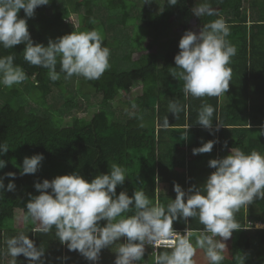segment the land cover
I'll use <instances>...</instances> for the list:
<instances>
[{"label":"trees","instance_id":"obj_1","mask_svg":"<svg viewBox=\"0 0 264 264\" xmlns=\"http://www.w3.org/2000/svg\"><path fill=\"white\" fill-rule=\"evenodd\" d=\"M205 2L216 14L195 16L193 9ZM73 13L78 15L75 28L66 21ZM17 15L25 18L23 9ZM218 18L226 21L230 29L226 39L237 49L228 65L232 70L229 88L225 95L186 97L184 82L172 76L173 71H180L174 68V56L181 36H170L169 31L176 23L183 28L194 23L201 30ZM26 20L33 42L45 46L49 39L54 41L72 31L99 30L102 46L110 50V67L97 80L76 75L65 79L60 73V79L53 82L48 69L24 60L23 44L12 49L0 47V56L14 55V63L28 77L11 88L0 85V143L9 147L0 155L6 162L0 169L5 185L0 190V264H10L12 259L6 239L21 232L36 247L44 248V264H93L61 244L54 226L43 233L36 223L25 220L29 194L39 195L36 182L73 172L90 182L108 173L115 163L126 169L117 195L125 191L132 196L142 187L153 203L167 205L175 199L174 184L185 192L203 185L215 170L208 166L210 159L223 158L232 148L264 155V0H178L176 5L167 0H50ZM56 70L60 71L59 63ZM54 90H58L59 100L51 103L48 98ZM129 91L135 92L132 98H123ZM80 98L86 100L85 105L78 103ZM28 101L40 108H27ZM170 102L183 106L178 116L169 112ZM204 104L215 109L211 130L197 123ZM70 107L82 113L89 109V115L68 114ZM164 117L167 127L163 126ZM187 125L190 127L185 130ZM208 140L217 141L212 151L193 155L192 149ZM34 154L44 157L40 167L34 174L21 175L24 157ZM8 172L16 173L12 191L6 188L12 180L5 175ZM17 215L22 218L20 227L15 223ZM234 215L241 229L234 230L226 243L222 264H238L240 255L244 264H264V198L241 207ZM187 220V225L180 219L174 221L173 229L183 234L186 227L196 233L204 227L196 217ZM99 223L103 226L105 221ZM255 223L262 227H254ZM117 242L124 243L125 238L107 249L113 251ZM148 248L145 246V256ZM102 250L96 264H114L116 254ZM158 251L170 252L171 248ZM150 256L148 264H154ZM193 259L195 264H210L202 249H197ZM16 260V264H29L22 254Z\"/></svg>","mask_w":264,"mask_h":264},{"label":"clouds","instance_id":"obj_2","mask_svg":"<svg viewBox=\"0 0 264 264\" xmlns=\"http://www.w3.org/2000/svg\"><path fill=\"white\" fill-rule=\"evenodd\" d=\"M178 0H167L176 5ZM50 0H0V47L12 49L24 45V60L32 66L48 69L51 81L72 76H83L97 80L110 67V50L103 47V36L99 30L71 32L49 39L47 46L34 43L27 28L26 18L34 10L48 5ZM151 3V0H143ZM23 9L25 18H18ZM197 17L215 15L206 2L193 9ZM229 26L223 18L205 24L197 33L185 31L178 43L179 52L174 56L175 67L172 76L184 82L183 92L187 97H213L225 95L232 78L228 66L237 49L226 37ZM14 55L0 56V85L11 88L21 84L28 77L23 68L14 63ZM59 63L60 71L57 72ZM169 112L175 116L183 111L176 102L169 103ZM214 107L202 105L197 123L205 129L213 126ZM169 124L167 117L163 126ZM190 125H187V130ZM264 134V133H261ZM187 133L185 131L184 138ZM216 140H208L200 147L193 148V155L209 153ZM9 150L0 143V155ZM44 159L42 154L24 157L21 175L34 174ZM6 162L0 159V169ZM208 166L215 169L202 186L191 187L185 192L174 184L175 199L167 205L153 203L141 187L132 196L125 191L118 195L116 188L123 185L126 169L113 163L108 173H102L90 182L76 172L44 179L34 183L39 195L32 196L26 203L25 220L38 223V231L49 233L55 228V235L69 251L79 252L88 261L96 262L101 250L125 238L116 251L114 264H142L145 246L171 248V251L153 252L154 264H195L193 257L197 249L204 250L210 264H222L225 259L226 243L234 230L241 229L235 220V213L255 200L264 198V155L253 150L245 153L232 148L230 154L219 159H210ZM12 178L6 188L12 191L16 173L5 174ZM4 178L0 177V190H4ZM51 191H48V190ZM132 213L131 215H126ZM196 217L204 227L198 233L185 229L183 234L173 229V222L180 219L187 225V218ZM105 221L103 226L99 223ZM254 227H262L255 223ZM193 237L195 239L193 240ZM216 237L220 239L217 240ZM7 254L16 264V257L22 254L29 264H44V248L36 247L23 232L5 241ZM238 264L244 258L238 257Z\"/></svg>","mask_w":264,"mask_h":264},{"label":"rangeland","instance_id":"obj_3","mask_svg":"<svg viewBox=\"0 0 264 264\" xmlns=\"http://www.w3.org/2000/svg\"><path fill=\"white\" fill-rule=\"evenodd\" d=\"M155 2H157V0H154ZM84 10H82V12H83ZM100 16V15H99ZM67 21V23L69 24V25H71L72 27H77L78 26V15L77 14H75V13H73V14H71L69 17H68V19L66 20ZM115 27H116V25H115ZM187 30H190V31H193V32H199L200 30H199V27H196L195 25H194V23L192 24V23H189L188 25H187V28H183L182 27V25H181V23H176L175 25H174V27L169 31V35L170 36H183V34L185 33V31H187ZM69 88L71 89V88H75L73 85H70L69 86ZM139 90V88H136V92ZM69 93V92H68ZM135 92H132V91H129V92H126V93H124V96H123V98H126V99H131L132 98V96H133V94H134ZM70 95H72V93H69ZM49 101L51 102V103H54V102H56V101H58L59 100V97H58V90H54L53 91V93L49 96ZM79 104H81V105H85V103H86V100L85 99H83V98H80L79 99V102H78ZM28 106H30V107H32V108H36V109H39L40 107L37 105V104H35L34 102H32V101H28V103L26 104V107L27 108H29ZM120 107V105H115V108H119ZM42 110H44V109H40L39 110V112H42ZM89 110V109H88ZM88 110H85V112H79V111H76V107H70V108H68L66 111H67V113L68 114H79V115H85L86 117H88ZM79 112V113H78ZM15 223H16V225H17V227H20V226H22V224H23V222H22V218H20V216L19 215H17V217H16V221H15ZM37 224V226L39 227V225H38V223H36ZM220 239V238H219ZM229 240L230 239H228L227 241H224L225 243H227V242H229ZM118 246L117 247H115V249L113 250V251H111L110 250V248L109 249H107V248H104L102 251H106V253H108V254H112L113 256L116 254V251H117V249H118V247L120 246V242H117L116 243ZM114 254H113V253ZM147 253H149L148 254V256H145L144 255V257H143V259H144V262H146L145 264H148V258H150L151 256L150 255H152L153 254V251H152V249H147ZM200 254V253H199ZM148 257V258H147Z\"/></svg>","mask_w":264,"mask_h":264},{"label":"built area","instance_id":"obj_4","mask_svg":"<svg viewBox=\"0 0 264 264\" xmlns=\"http://www.w3.org/2000/svg\"><path fill=\"white\" fill-rule=\"evenodd\" d=\"M177 232H179V231H177ZM179 233L182 234L181 232H179ZM150 246H151V249H152L153 252L157 251V249L160 248V247H165V246H160V247L156 248V247H154L152 245H150Z\"/></svg>","mask_w":264,"mask_h":264},{"label":"crops","instance_id":"obj_5","mask_svg":"<svg viewBox=\"0 0 264 264\" xmlns=\"http://www.w3.org/2000/svg\"><path fill=\"white\" fill-rule=\"evenodd\" d=\"M146 246H148V245H146ZM102 264H104V262H102ZM150 264V263H149Z\"/></svg>","mask_w":264,"mask_h":264}]
</instances>
